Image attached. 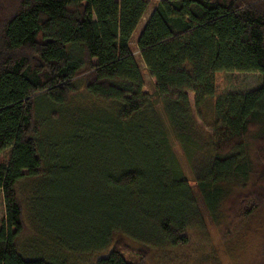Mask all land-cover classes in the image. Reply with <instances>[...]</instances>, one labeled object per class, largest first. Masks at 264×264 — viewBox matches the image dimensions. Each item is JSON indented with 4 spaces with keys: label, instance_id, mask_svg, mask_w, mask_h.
I'll list each match as a JSON object with an SVG mask.
<instances>
[{
    "label": "trees",
    "instance_id": "obj_1",
    "mask_svg": "<svg viewBox=\"0 0 264 264\" xmlns=\"http://www.w3.org/2000/svg\"><path fill=\"white\" fill-rule=\"evenodd\" d=\"M150 7L136 44L153 94L143 91L130 49ZM233 72H259L263 81L246 93L216 95V75ZM78 81L112 105L99 108L107 120L74 119L75 137L93 130L108 145L104 171L91 176L100 182L91 233L102 240L91 251L127 237L142 259L188 243L200 207L213 221L227 211L237 224L264 205V0H0V151L10 150L0 163V264H58L17 250L27 218L39 230L34 206L27 197L25 211L17 186L50 175L55 165L44 151L41 116L60 118ZM211 98L208 131L197 119ZM59 186H51L43 208L61 212L69 225L62 216L72 214L68 206L54 208ZM95 264L143 263L127 261L123 248L112 245Z\"/></svg>",
    "mask_w": 264,
    "mask_h": 264
},
{
    "label": "rangeland",
    "instance_id": "obj_2",
    "mask_svg": "<svg viewBox=\"0 0 264 264\" xmlns=\"http://www.w3.org/2000/svg\"><path fill=\"white\" fill-rule=\"evenodd\" d=\"M144 24L142 21L133 33L130 49L143 78V91L153 94V79L145 70L136 44ZM262 81L263 75L259 72L219 73L216 75V95L228 92L246 93L258 88ZM75 90L70 96L69 104L62 109L60 118L52 120L49 111L41 116L40 130L44 151L49 156L48 164L55 165L51 167L50 175L32 184L29 180H23L17 186L25 211L27 212V197L34 206L33 218H37V222L32 220L41 230L38 232L39 230L30 224L31 219L30 222L28 218L26 219V227L17 242V250L24 258L39 257L36 255L41 254L51 256L58 264H95L98 259L109 253L112 245L114 247L119 245L123 248L126 260L134 263L264 264V205L237 224L231 221L227 211L221 210L216 221H213L200 207L201 218L199 215L193 220V226L187 233L188 243L164 250H154L142 259L134 255V249L138 246L133 239L132 241L127 237L121 239L118 236L108 248L91 251L96 250L98 244L102 242L100 235L91 233L93 226L90 221L91 207L98 203L97 199L100 197L98 195L100 182L91 179V176H99L100 172L104 171L107 165L104 152L108 145H102L106 136L98 135L93 130H87L85 133L77 130L75 137L74 119H79L75 123L80 125L107 120V112H100L99 108H110L112 105L91 97L83 81L77 82ZM213 102V98L206 102L203 108L204 118L197 119L201 127H205L204 119L208 121L211 118ZM81 109L83 111L78 112ZM73 112H78L76 115L79 117L72 119ZM44 118L47 119L45 123ZM206 129L210 130L209 127ZM92 145L101 147L98 150H90ZM9 154V149L0 151V163H7ZM197 161L199 160L195 159V163ZM183 162L186 163L184 157ZM184 170L189 184L193 185L190 165L185 164ZM54 184H60L59 192L53 195L56 199L54 208L60 204L68 206L72 214L65 213L62 216L67 222L70 221L69 225L60 217L61 212L55 210L48 212L43 208V202L50 196V188ZM56 187L57 185L54 186V190ZM227 204L228 202L225 205ZM99 217L101 222L103 217L101 215ZM4 218L5 206L0 191V227ZM130 225L131 223L129 229ZM51 238L59 241H52ZM63 242L69 244L72 249L62 248L59 243Z\"/></svg>",
    "mask_w": 264,
    "mask_h": 264
},
{
    "label": "crops",
    "instance_id": "obj_3",
    "mask_svg": "<svg viewBox=\"0 0 264 264\" xmlns=\"http://www.w3.org/2000/svg\"><path fill=\"white\" fill-rule=\"evenodd\" d=\"M154 1H159V0H154ZM151 11H152V7H150V8L147 9V11H146V13L144 14V16H143L141 22L143 21V22L145 23V22L147 21V19H148L149 16L151 15ZM141 22H140V23H141ZM137 28H138V27H137ZM137 28H136V30H137ZM136 30L134 31V33L136 32Z\"/></svg>",
    "mask_w": 264,
    "mask_h": 264
}]
</instances>
